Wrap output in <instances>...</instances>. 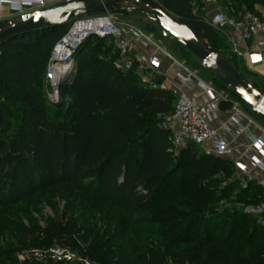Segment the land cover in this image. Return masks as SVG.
<instances>
[{"label": "trees", "instance_id": "16d2710c", "mask_svg": "<svg viewBox=\"0 0 264 264\" xmlns=\"http://www.w3.org/2000/svg\"><path fill=\"white\" fill-rule=\"evenodd\" d=\"M218 1L229 7L230 17L252 12L264 23L254 7L264 0ZM160 3L245 75L237 54L217 46L223 39L206 20L204 6L195 13L192 0ZM71 24L0 40V208L60 187L182 236L173 243L168 235L165 248L122 264H264V225L237 207L260 203L264 188L247 178L235 191L240 181L226 183L236 173L233 163L196 144L173 150L164 125L175 110L174 95L158 84H143L137 61L127 70L117 67L113 40L109 46L108 39L97 37L98 46L93 38L84 42L62 87L69 104L64 109L48 105L40 84L55 44ZM213 85L229 94L222 107L245 104L214 76ZM226 199L231 206L219 209ZM245 217L254 219L246 229L240 222ZM224 222L229 233H216ZM0 264H5L1 256Z\"/></svg>", "mask_w": 264, "mask_h": 264}, {"label": "rangeland", "instance_id": "374dc122", "mask_svg": "<svg viewBox=\"0 0 264 264\" xmlns=\"http://www.w3.org/2000/svg\"><path fill=\"white\" fill-rule=\"evenodd\" d=\"M204 2L192 0L193 12L196 13L205 6ZM221 10L228 13L229 7L225 5ZM115 18L120 24L127 21L133 25L156 45L214 86L213 75L172 36L163 35L152 15L117 14ZM111 43V40H107L108 46ZM92 44L98 46L99 40L94 39ZM223 45L217 43L218 47ZM139 72L141 76L151 77L150 69L146 66L140 67ZM244 73L256 81L251 73ZM65 81L53 85L46 75L40 84L46 102L52 109H64L70 102L69 98L62 95ZM152 82L157 83L158 79H152ZM259 85L264 90V85ZM237 103L241 109L242 104ZM164 126L168 124L165 123ZM236 181H240V184L235 191L240 190L245 182L237 173L226 183ZM217 206L223 210L229 208L231 203L226 199ZM237 207H241L244 212L241 204ZM0 216V256L4 258L5 264H70L71 261L79 264H122V260L144 256L158 247L165 248L170 243L168 235H171L173 243L182 240L181 235L169 231L161 223H144L138 215L120 207L96 205L80 193L69 192L60 187L50 188L43 195L2 207ZM253 220L245 217L240 222L246 229L249 222L253 225ZM220 230L227 234L231 227L224 222L216 233ZM204 232L201 231L202 234ZM55 247L65 250L63 259H59L52 252Z\"/></svg>", "mask_w": 264, "mask_h": 264}, {"label": "built area", "instance_id": "2783aa9c", "mask_svg": "<svg viewBox=\"0 0 264 264\" xmlns=\"http://www.w3.org/2000/svg\"><path fill=\"white\" fill-rule=\"evenodd\" d=\"M64 0H0V17L1 8L7 5L10 13L13 16L20 17L22 14L36 10L52 7ZM206 20L216 28L217 31L224 34L228 29H233L241 38L242 41L248 42L256 39L258 36L264 37V23L258 15L252 12H246L237 19L230 17L226 12L217 10L213 15L207 16ZM81 26L80 31H76V27ZM93 37L113 40L119 51V58L115 61V65L123 70L130 69L134 62L139 63V68L146 66L150 69L151 77H142V83L155 85L152 79L160 73L161 60L158 56L152 55L149 57L138 54V47L132 37H130L116 20L115 15L110 12L102 14H91L73 19L68 32L55 44L52 59L48 67L47 76L53 85H58L60 81H65L66 77L72 72L75 67V52L80 46L86 42V39ZM85 38V39H84ZM238 55L242 53L239 50H234ZM167 56L174 62L180 63L185 70L188 68L176 60L173 56L167 53ZM248 60L251 64L262 62L263 56L260 52L248 54ZM56 64L66 65L65 70L57 78L52 77L53 68ZM145 64V65H144ZM189 77L184 75V84H187ZM206 90L213 96V87L209 84H204ZM169 90L175 97V110L168 116L167 123L170 130V141L173 150L179 151L188 143L196 144L204 153L213 154L215 156L228 160L231 152L229 143L222 137L221 133L212 125V118L209 109L205 105H201L191 96L184 86L171 84ZM235 109H238V103H235ZM254 143L259 148L264 146V140L255 137ZM256 165L261 166L262 160L253 158ZM235 170L243 175L250 176L248 165L241 159L231 161ZM264 188V180L258 182ZM244 212L258 220L261 225H264V198L258 204L242 205ZM52 252L59 259L65 256V250L55 247ZM79 264V263H77Z\"/></svg>", "mask_w": 264, "mask_h": 264}, {"label": "crops", "instance_id": "0c3cea01", "mask_svg": "<svg viewBox=\"0 0 264 264\" xmlns=\"http://www.w3.org/2000/svg\"><path fill=\"white\" fill-rule=\"evenodd\" d=\"M204 2V0H202ZM204 10L207 16L213 15L217 10L225 7L224 3L218 0H205ZM255 9L261 14L264 21V2H256ZM9 19L18 21L19 17L13 16L7 5L1 8L0 20ZM124 32L135 40L138 47V56L156 55L161 60L160 73L156 76L157 83L164 89H169L171 84L184 86L186 91L193 96L198 103L205 105L211 114L212 125L218 129L222 137L229 143L231 152L228 160L234 159L243 160L249 167L250 176H243L236 170L235 172L246 183V179H252L257 182L264 180V146L259 148L254 143V138L264 140V122L246 105L242 104L241 109H235V104L232 108H224L221 106L222 101L228 98L229 94L217 86H212L214 90L213 96L206 90L204 84L207 83L199 74L188 71L178 63L174 62L167 56V52L156 45L149 37L141 33L133 25L124 22L120 24ZM225 46L231 50H239L242 54L238 55L241 63V68L245 72L251 73L258 85H264V37L258 36L256 39L244 42L239 35L233 30L228 29L227 33L220 32ZM260 52L263 56L262 62L251 64L248 60V54ZM145 65V64H144ZM189 77L187 84H184L183 76ZM141 76V81H142ZM144 84V83H143ZM151 85V84H150ZM210 85V84H209ZM260 86V85H259ZM262 89V87L260 86ZM223 92L220 93V92ZM168 124V123H167ZM168 127V126H167ZM259 158L263 164L261 166L254 163L253 158ZM245 186V184H243Z\"/></svg>", "mask_w": 264, "mask_h": 264}, {"label": "water", "instance_id": "95a60500", "mask_svg": "<svg viewBox=\"0 0 264 264\" xmlns=\"http://www.w3.org/2000/svg\"><path fill=\"white\" fill-rule=\"evenodd\" d=\"M106 12L114 15H152L163 35L172 36L201 62L205 70L233 90L255 114L264 116V92L158 0H64L46 9L24 13L18 21L0 20V40L19 33L67 24L80 16Z\"/></svg>", "mask_w": 264, "mask_h": 264}, {"label": "bare ground", "instance_id": "6f19581e", "mask_svg": "<svg viewBox=\"0 0 264 264\" xmlns=\"http://www.w3.org/2000/svg\"><path fill=\"white\" fill-rule=\"evenodd\" d=\"M81 29H82L81 26L76 27V31H80ZM65 68H66V65L64 67V64H56V66L53 68V74L51 76L58 79V77L60 76V74H62Z\"/></svg>", "mask_w": 264, "mask_h": 264}]
</instances>
